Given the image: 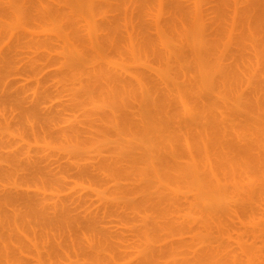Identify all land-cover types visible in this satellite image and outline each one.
Instances as JSON below:
<instances>
[{
    "label": "rangeland",
    "instance_id": "1",
    "mask_svg": "<svg viewBox=\"0 0 264 264\" xmlns=\"http://www.w3.org/2000/svg\"><path fill=\"white\" fill-rule=\"evenodd\" d=\"M0 264H264V0H0Z\"/></svg>",
    "mask_w": 264,
    "mask_h": 264
},
{
    "label": "bare ground",
    "instance_id": "2",
    "mask_svg": "<svg viewBox=\"0 0 264 264\" xmlns=\"http://www.w3.org/2000/svg\"><path fill=\"white\" fill-rule=\"evenodd\" d=\"M206 156H207V154L205 155V158H207ZM206 161H209V163H207V162H206V163L208 164V165H206V166H208V167H209V166H210V164L212 165V166H210L211 168L209 167V169H210V170H209V169H207L208 167H207L206 169L210 171V174L212 173V174H214V175H215L216 173H214V172H216V171H214V170H215V168H214L213 164H212V163H211V161H210V160H208V159H207ZM212 168H213V170H211ZM213 171H214V172H213ZM212 176H213V175H212ZM215 176H216V175H215ZM215 176H213V177H215ZM215 178H216V177H215Z\"/></svg>",
    "mask_w": 264,
    "mask_h": 264
}]
</instances>
